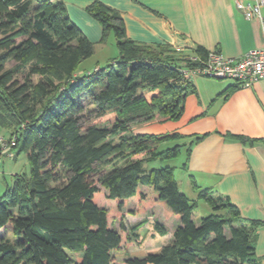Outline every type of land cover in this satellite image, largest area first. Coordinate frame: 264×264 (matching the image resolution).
<instances>
[{
	"label": "trees",
	"instance_id": "16d2710c",
	"mask_svg": "<svg viewBox=\"0 0 264 264\" xmlns=\"http://www.w3.org/2000/svg\"><path fill=\"white\" fill-rule=\"evenodd\" d=\"M87 11L102 25L101 43L114 33L118 56L80 73L96 44L64 0H0V127L30 163V173H16L0 197V264H114L123 234L112 221L124 219L130 198L132 214L161 205L180 224L158 251L125 264H260L261 222L246 220L228 196L206 188L199 197L213 211L196 223L198 203L181 191L176 167H146L185 149L188 159L204 136L162 147L184 136L133 131L136 123L181 118L195 91L182 69L199 62L168 43L130 38L120 12L100 0ZM197 52L206 58L209 51ZM86 95L84 104L79 98ZM103 194L117 212L101 202ZM143 223L128 229L121 222L127 240ZM155 227L167 233L160 220Z\"/></svg>",
	"mask_w": 264,
	"mask_h": 264
},
{
	"label": "crops",
	"instance_id": "0c3cea01",
	"mask_svg": "<svg viewBox=\"0 0 264 264\" xmlns=\"http://www.w3.org/2000/svg\"><path fill=\"white\" fill-rule=\"evenodd\" d=\"M64 1L71 19L95 42L96 54L97 46L104 45L101 43L103 28L87 11L95 0ZM100 1L120 12L130 38L149 44L168 43L189 57L200 56L197 52L200 46L207 51L216 49L238 60L264 45L261 20H248L237 8L235 0ZM261 10L264 15V6ZM212 78L204 75L192 77L195 91L186 97L180 119L136 123L133 131L158 135L179 133L184 137L175 141L180 143L204 136L193 145L188 159L185 149L180 167L194 188L199 191L210 188L228 196L243 218L261 222L257 229L256 250L260 264H264V140L251 144L226 136L233 133L264 138V79L240 84L232 78ZM146 123L152 124V128L138 129ZM4 133L0 127V137ZM16 156L13 159H17ZM186 160L188 165L183 168ZM11 173L12 176L16 174ZM1 183L6 185V174L0 179V188ZM143 188L147 191V186ZM126 207L127 212L136 207L135 199L130 198ZM160 207L147 206L145 211L130 216L141 215L143 224L151 222L154 228L156 221L160 220L167 229L165 235L156 232L159 237H167L162 247L173 239L180 217L170 215L163 218ZM172 222L175 225H171Z\"/></svg>",
	"mask_w": 264,
	"mask_h": 264
},
{
	"label": "rangeland",
	"instance_id": "374dc122",
	"mask_svg": "<svg viewBox=\"0 0 264 264\" xmlns=\"http://www.w3.org/2000/svg\"><path fill=\"white\" fill-rule=\"evenodd\" d=\"M103 44L104 45L97 46L96 54H94L91 58L85 60L82 63V65L80 66L78 70L80 73H85L89 70H93L94 67L99 64L103 67L107 65L108 62H110V59L118 56V48H117V43H116V38H115L114 33H110L108 37L106 38V40L103 42ZM212 79H215V78H212ZM88 99H89V95L79 98V100L84 104H87ZM89 108H91V106ZM140 126L138 127V129L142 128V129L149 130L152 128L153 125L150 123H146ZM138 129L136 131H138ZM176 143L177 141H170V142L163 144L162 147L173 146ZM13 150L15 154H17L16 156L17 159L3 156L0 162L1 170L5 172L7 183L10 186L14 183V180L12 179L14 176L11 175L12 174L11 172L27 173V174L30 173V163L28 160L27 153L24 151L19 152V148H16V147H14ZM183 154L184 152L179 157H176L173 159H168V160L158 159L154 162L146 164V167L148 168L157 167L158 168V167L165 166V165H172L176 167L175 177L178 180L181 191L187 193V195L191 197V199L196 200L198 203V206L193 213V219L196 223H199L200 219L210 214L213 211V209L204 199L199 197V189H196L192 186L190 180L187 177L188 176L187 173L180 167L183 162V158H184ZM3 174L0 176L1 178L5 176V174L4 175ZM6 185L4 183H1L0 195H2L5 192L7 188ZM150 190H151L150 187L147 186V191H150ZM105 197L106 196H104L103 194V196L100 198L101 202L109 206L110 209L113 210V212H117L116 205H111V204L109 205L108 203L109 201H107ZM133 209H135V207ZM160 210L162 213V217L163 218L167 217L165 216L163 212V207H160ZM123 211H124L123 220L120 219V217L118 216L112 221L113 226L119 229L123 234V243L121 247L115 251V263L114 264H125L124 261L129 256L142 257L149 252L158 251L161 247V244L167 240V237H164V236L159 237L160 235L156 234L158 230L156 229V227L154 228L152 226L151 222L149 224L147 223L142 224L139 227V229L136 230L137 235H134V233H132L130 238L127 240L126 237H127L128 231L121 230V222H123L124 225L128 229H130L134 225L141 224L143 221H141L142 220L141 215L130 216V214H132L131 212H127L125 209ZM126 212L129 214L126 215ZM172 216L175 217V215H172ZM110 220H112V218ZM171 225H175V223L172 222ZM176 227H177V224H176Z\"/></svg>",
	"mask_w": 264,
	"mask_h": 264
},
{
	"label": "built area",
	"instance_id": "2783aa9c",
	"mask_svg": "<svg viewBox=\"0 0 264 264\" xmlns=\"http://www.w3.org/2000/svg\"><path fill=\"white\" fill-rule=\"evenodd\" d=\"M236 6L240 9L248 20L259 18L264 34V15L262 7L264 0H235ZM177 50H181L177 48ZM197 65L182 69L185 79L191 80L194 76L204 75L213 78H232L240 84H251L257 80L264 79V45L255 48L242 58L235 60L223 55L216 49L210 50L206 58L190 57ZM16 140L8 142L3 136L0 137V162L3 156L14 158V146ZM1 173V170H0Z\"/></svg>",
	"mask_w": 264,
	"mask_h": 264
}]
</instances>
